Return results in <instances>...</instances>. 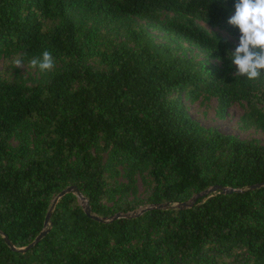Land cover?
Returning <instances> with one entry per match:
<instances>
[{"label":"trees","instance_id":"obj_1","mask_svg":"<svg viewBox=\"0 0 264 264\" xmlns=\"http://www.w3.org/2000/svg\"><path fill=\"white\" fill-rule=\"evenodd\" d=\"M232 5L0 0V55L55 60L43 81L0 79V264H264V186L248 189L264 184V145L200 126L181 102L212 97L220 114L240 104L242 124L264 131V78L234 77L225 58ZM69 186L89 216L65 194L37 244L9 248L4 238L15 249L34 240ZM212 186L233 192L149 209Z\"/></svg>","mask_w":264,"mask_h":264},{"label":"rangeland","instance_id":"obj_2","mask_svg":"<svg viewBox=\"0 0 264 264\" xmlns=\"http://www.w3.org/2000/svg\"><path fill=\"white\" fill-rule=\"evenodd\" d=\"M141 23V22H140ZM118 30L112 31L117 34ZM152 39L156 43L163 41L157 38L158 34L150 31ZM221 36L226 38L229 42L231 49L237 43V39L228 36L225 32L220 31ZM117 42L127 43L126 38L121 35H116ZM187 48L185 44H181V49L175 51V54L181 56L183 51ZM17 58L15 55H0V79H14L18 82L26 84H33L40 80H45L49 72L42 73L38 68L30 66L29 62H22V66L15 67L14 60ZM191 58L194 61H204L210 66H219V63L213 59H207L203 54L192 50ZM181 102L190 116V118L204 128H213L218 132L226 135L233 136L240 140H252L260 145H264V131L254 127H245L241 122V116L244 108L242 105L232 103L224 109L220 114L217 112V102L212 97H198L194 102H189L183 95H181ZM146 186L138 180L136 184L135 196L142 198L145 194ZM84 205L83 201H80ZM143 208L137 209L138 211Z\"/></svg>","mask_w":264,"mask_h":264},{"label":"clouds","instance_id":"obj_3","mask_svg":"<svg viewBox=\"0 0 264 264\" xmlns=\"http://www.w3.org/2000/svg\"><path fill=\"white\" fill-rule=\"evenodd\" d=\"M232 7L227 23L238 30V36L234 48L225 49V58L235 68L233 76L249 81L264 78V0H233ZM13 63L15 67L22 66V58L17 57ZM29 64L45 73L54 69L55 60L45 50Z\"/></svg>","mask_w":264,"mask_h":264},{"label":"water","instance_id":"obj_4","mask_svg":"<svg viewBox=\"0 0 264 264\" xmlns=\"http://www.w3.org/2000/svg\"><path fill=\"white\" fill-rule=\"evenodd\" d=\"M261 186H264V184H259V185H255V186H250L248 189L249 190H253L256 188H259ZM231 192H233L232 190H229L227 188H223L220 186H212L202 192L196 193L195 195H193L188 201L186 202H181V203H177L174 204L172 206L168 205L167 203L165 204H160V205H154L149 207V209H169V208H173L176 210H185V209H190L194 206V204L196 203L197 200H204L208 197H210L213 194H221V195H226V194H230ZM65 194H73L75 195L80 201H83L84 205H83V211L86 215L89 216V208L88 206L85 204V201L83 200V198L80 196L79 192L73 187V186H69L67 188H65L64 190H62L61 192H59L55 198L53 199V201L51 202V205L49 207V210L47 211L45 217H44V221H43V230L41 232H39V234L34 238V240L29 243L27 246H25L24 248L21 249H15L13 248L9 242L7 241L6 238H4V242L9 246V248H11L14 251L20 252V253H24L27 250L31 249L35 244H37L47 233L50 224H49V217H50V213L51 210L53 208V206L55 205L56 201L61 198L62 196H64ZM147 208H144V210L142 209L140 212L138 213H131L130 216H134L137 215L139 213H142L143 211H145ZM129 215L124 214V215H120V214H116L114 216L113 219L119 218V217H127ZM92 218L94 220L97 221H103V219H99L97 217H93Z\"/></svg>","mask_w":264,"mask_h":264}]
</instances>
